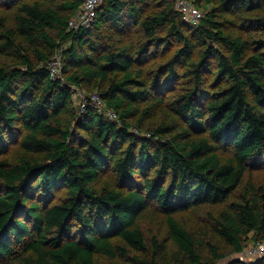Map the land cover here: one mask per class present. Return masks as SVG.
I'll list each match as a JSON object with an SVG mask.
<instances>
[{
  "label": "trees",
  "instance_id": "trees-1",
  "mask_svg": "<svg viewBox=\"0 0 264 264\" xmlns=\"http://www.w3.org/2000/svg\"><path fill=\"white\" fill-rule=\"evenodd\" d=\"M10 1L14 21L0 19L1 47L19 60L0 66V154L13 143L26 153L17 162L0 159V264H95L97 255L162 263L167 250L154 240L153 257L146 256L150 247L137 224L152 206L167 215L178 264H216L217 249L205 260L174 214L224 203L250 167L264 165V51L250 53L248 39L228 34L221 17L258 11L264 0H217L197 25L183 19L174 0L145 17V0H104L93 24L77 29L69 21L82 0ZM247 20L264 23V16ZM133 27L146 38L137 48L123 41ZM172 40L179 43L173 56L147 77L139 62L151 46ZM65 42L62 75L53 77L50 62ZM210 60L226 83L203 104L198 94ZM178 64L194 85L175 100L171 123L143 133V118L163 102ZM90 84L117 119L93 105L76 110L75 88ZM222 149L232 156L222 158ZM107 168L115 185L98 187ZM63 188L66 196L52 203ZM213 229L235 253L250 238L264 240V184L249 181Z\"/></svg>",
  "mask_w": 264,
  "mask_h": 264
},
{
  "label": "rangeland",
  "instance_id": "rangeland-1",
  "mask_svg": "<svg viewBox=\"0 0 264 264\" xmlns=\"http://www.w3.org/2000/svg\"><path fill=\"white\" fill-rule=\"evenodd\" d=\"M143 7V16H147L158 9L164 0H145ZM217 0L212 4H207L206 1L199 2L200 7L204 14L211 6L216 5ZM16 6L12 4L10 0H0V19H6L7 25H12L14 21V13ZM264 16V5L258 11L252 13H225L221 17L227 18L228 23L226 25V32L230 35H241L245 39H248L250 43V53L264 51V23L252 22L247 18L255 19ZM160 34L165 36V31L161 30ZM146 38L138 31L137 27H133L131 32L123 34V41L126 43H134L136 48L142 44ZM3 39L0 36V66L18 64V58L14 52L6 50L1 47ZM60 42V40H58ZM69 43H62V47L59 51V57L63 60V50L68 47ZM179 47V43L176 40L168 42L167 44L157 47L151 46L146 53V56L139 62L141 68L144 69L147 77L152 78L159 74V70L163 68V65L173 56L175 50ZM224 50V48H223ZM200 53L198 50L194 53V58L199 59ZM177 69L179 71L177 79L174 81L171 88L164 92L163 102L156 104L153 109V116H146L143 118V133L151 127L158 126L163 123H171L175 119L174 104L175 100L181 93H184L187 89L192 88L194 85V77L188 76L185 72V68L178 64ZM225 81L222 80L217 73L216 60H210L208 67L205 68L204 77L202 81V87L200 88V102L206 104L215 93L221 90V87L225 85ZM97 92V88L90 85H84L82 87L75 88L73 95V105L79 112V102L84 96H89ZM150 102L142 103L145 107ZM64 123L69 122V115H63ZM137 118L133 119L136 121ZM133 130V129H132ZM26 152L21 149L18 144H10V148L7 152L0 154V159L8 158L10 161L17 162ZM222 158L232 156V152L226 149L220 151ZM108 180L111 184L115 185V176L111 168L103 171L102 177L96 182L98 187H101L104 181ZM251 181L256 185L264 184V165L257 167H250L245 173L242 184L236 190L235 193L224 203L219 204H205L198 208H191L175 213V217L178 221L191 232L199 241L198 248L203 254L205 260L213 259L212 248H216V254L219 256L216 264H232L234 261H242L245 264H264V256L257 255L254 257L249 254L248 251L252 250L254 241L252 238L248 239L245 243L244 250L239 253L232 251L231 247L214 231V218L226 207L231 204L232 201H238L241 198V194L244 193L246 184ZM66 188L60 189L52 203L60 202L66 196ZM137 224L143 229L147 242L150 247V253L146 256L153 257L155 246L152 244L154 240L159 242L162 247L167 250V256L164 262L158 264H178L177 256L179 254L177 246L174 244L169 234V224L166 213L157 206H152L144 214H142ZM115 241H118L116 239ZM128 251L129 248L127 247ZM132 255H139L136 251H130ZM144 257L143 254H140ZM155 256V255H154ZM130 264V261L124 260L123 258H116L109 260L104 255H97L95 258V264ZM2 264H18L13 263H2Z\"/></svg>",
  "mask_w": 264,
  "mask_h": 264
},
{
  "label": "built area",
  "instance_id": "built-area-1",
  "mask_svg": "<svg viewBox=\"0 0 264 264\" xmlns=\"http://www.w3.org/2000/svg\"><path fill=\"white\" fill-rule=\"evenodd\" d=\"M83 4L79 11L70 19V28L90 27L96 16L99 7L104 0H82ZM176 9L181 13L183 19L190 24L197 25L204 17V12L201 7L191 0H174ZM58 51L50 62L51 75L61 76L63 68V60L59 57ZM89 105H93L99 112L105 114L111 119H117L116 114L106 107V104L99 93H94L89 96H84L79 102L80 111H84ZM254 257L257 255L264 256V240H259L254 243L252 250L248 251Z\"/></svg>",
  "mask_w": 264,
  "mask_h": 264
}]
</instances>
